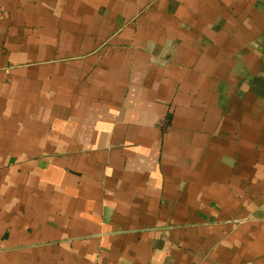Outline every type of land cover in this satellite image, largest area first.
Segmentation results:
<instances>
[{"label": "crops", "instance_id": "0c3cea01", "mask_svg": "<svg viewBox=\"0 0 264 264\" xmlns=\"http://www.w3.org/2000/svg\"><path fill=\"white\" fill-rule=\"evenodd\" d=\"M0 264H264V0H0Z\"/></svg>", "mask_w": 264, "mask_h": 264}]
</instances>
